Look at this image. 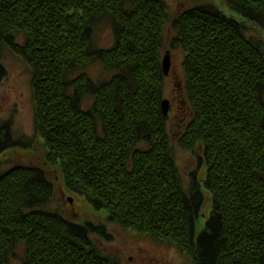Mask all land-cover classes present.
<instances>
[{
	"label": "trees",
	"instance_id": "trees-1",
	"mask_svg": "<svg viewBox=\"0 0 264 264\" xmlns=\"http://www.w3.org/2000/svg\"><path fill=\"white\" fill-rule=\"evenodd\" d=\"M221 3L264 33V0ZM102 23L108 50L95 45ZM249 30L210 3L171 17L164 0H0V83L7 52L26 61L43 150L41 163L0 174V264L19 246L24 264H121L91 240L108 241L104 224L50 209L49 170L105 223L191 264H264V42ZM173 50L191 109L178 146L203 172L188 188L161 108ZM93 65L108 78H90ZM10 136L0 122V152Z\"/></svg>",
	"mask_w": 264,
	"mask_h": 264
},
{
	"label": "rangeland",
	"instance_id": "rangeland-1",
	"mask_svg": "<svg viewBox=\"0 0 264 264\" xmlns=\"http://www.w3.org/2000/svg\"><path fill=\"white\" fill-rule=\"evenodd\" d=\"M164 1L168 5L171 17L177 15L183 9L210 3L225 16L246 23L247 27L250 28L247 35L258 40L261 39L264 42V33L260 28L224 6L221 0ZM94 34L97 48L108 50L113 46V34H111L109 23H102ZM171 36H173L172 33H167L168 41ZM19 38L17 43L21 45L24 38L22 36ZM170 53L171 69L169 76H164L163 79L162 97L164 100L169 101L170 110L165 117L167 118V129L181 182L184 188H188L193 175L195 176V182H200L203 172L199 166V155L196 152H185L178 146V138L184 132L181 128L182 119L190 118L191 109L185 94V78L182 73L183 54L179 50H173ZM3 60L7 73L0 83V122H9L11 136L2 144L4 149L0 152V174L16 165H37L43 161L42 145H37L39 137L36 135L34 124V103L32 102V92H30L31 70L23 58L12 53L7 52ZM87 74L95 81L108 78V75L103 73L102 67L99 65L91 66ZM25 138L33 142L34 148L32 144L20 140ZM49 177L53 179L54 188H56L54 201L50 204L51 210L64 213L70 220L80 221L84 219L85 222L95 221L106 226L109 236L108 241H104L100 237L93 236L91 238L98 250L105 256L116 258L121 264H191L188 258L178 253L175 248H170L162 242H157L130 231L124 232L118 226L105 223L102 213L93 211L84 204L83 198L77 197V199L75 195L70 194L66 188L62 187L61 180L57 179L53 170H49ZM71 199L72 204L69 203ZM203 203L207 207L209 206L206 195H204ZM205 218H208V216ZM24 257V249L19 246L10 255L9 264H24Z\"/></svg>",
	"mask_w": 264,
	"mask_h": 264
},
{
	"label": "water",
	"instance_id": "water-1",
	"mask_svg": "<svg viewBox=\"0 0 264 264\" xmlns=\"http://www.w3.org/2000/svg\"><path fill=\"white\" fill-rule=\"evenodd\" d=\"M162 73L164 76H169V72L171 69V53L166 52V54L164 55L163 59H162ZM161 108H162V114L163 117L165 118L170 110L169 107V101L167 99L163 100L161 103ZM69 203L72 204V199L69 200Z\"/></svg>",
	"mask_w": 264,
	"mask_h": 264
}]
</instances>
